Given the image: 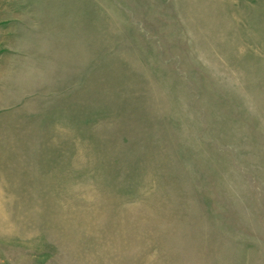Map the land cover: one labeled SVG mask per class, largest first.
Segmentation results:
<instances>
[{
	"label": "rangeland",
	"instance_id": "obj_1",
	"mask_svg": "<svg viewBox=\"0 0 264 264\" xmlns=\"http://www.w3.org/2000/svg\"><path fill=\"white\" fill-rule=\"evenodd\" d=\"M0 264H264V0H0Z\"/></svg>",
	"mask_w": 264,
	"mask_h": 264
}]
</instances>
